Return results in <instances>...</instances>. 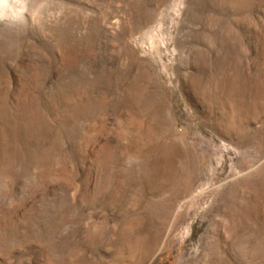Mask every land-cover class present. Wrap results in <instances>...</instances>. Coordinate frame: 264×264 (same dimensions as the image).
Wrapping results in <instances>:
<instances>
[{
    "label": "rangeland",
    "instance_id": "374dc122",
    "mask_svg": "<svg viewBox=\"0 0 264 264\" xmlns=\"http://www.w3.org/2000/svg\"><path fill=\"white\" fill-rule=\"evenodd\" d=\"M0 264H264V0H0Z\"/></svg>",
    "mask_w": 264,
    "mask_h": 264
}]
</instances>
